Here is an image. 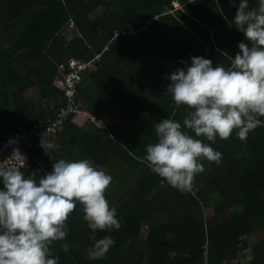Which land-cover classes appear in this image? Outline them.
Wrapping results in <instances>:
<instances>
[{"label": "trees", "instance_id": "trees-1", "mask_svg": "<svg viewBox=\"0 0 264 264\" xmlns=\"http://www.w3.org/2000/svg\"><path fill=\"white\" fill-rule=\"evenodd\" d=\"M234 13L233 0H0V144L57 120L66 105L56 88L61 62L101 54L84 73L78 100L105 127L71 117L52 137L60 158L87 157L111 171L104 195L120 227L95 231L115 243L89 260L93 233L77 203L65 221L68 250L61 241L50 246L58 264H264V126L246 141L233 131L208 142L222 153L220 163L204 160L190 191L162 186L143 159L156 139L153 125L186 115L166 92L168 74L195 55L228 66L239 51L245 38L230 25ZM35 88L41 100L26 97ZM41 139L31 150L40 162L22 170L26 176L51 171L56 159Z\"/></svg>", "mask_w": 264, "mask_h": 264}, {"label": "clouds", "instance_id": "clouds-1", "mask_svg": "<svg viewBox=\"0 0 264 264\" xmlns=\"http://www.w3.org/2000/svg\"><path fill=\"white\" fill-rule=\"evenodd\" d=\"M233 3L230 25L245 40L238 42L230 64L214 65L210 58L195 55L168 74L166 92L176 106H186V115L182 123L167 117L156 122V139L145 145L143 157L162 186L190 191L204 160L220 163L222 153L208 142L227 139L233 131L246 141L250 131L264 126V0L254 7L249 0ZM111 179L87 157L56 159L51 171L38 177L0 166V264H58L50 246L61 241L68 250L65 221L77 203L93 233L87 258L104 257L115 241L111 235L96 238L95 231L120 227L116 209L104 195Z\"/></svg>", "mask_w": 264, "mask_h": 264}, {"label": "built area", "instance_id": "built-area-1", "mask_svg": "<svg viewBox=\"0 0 264 264\" xmlns=\"http://www.w3.org/2000/svg\"><path fill=\"white\" fill-rule=\"evenodd\" d=\"M117 36L118 34H115L114 39H117ZM100 56L101 54H98L89 61L73 56L59 64L61 75L56 80V88L63 92L66 105L56 111L57 120L47 127L41 122L7 135L0 144V166H15L22 171L32 169L40 162L39 157L31 153V150L37 147L36 141L41 138L48 140L61 128L65 120L80 113L78 90L83 73L92 68Z\"/></svg>", "mask_w": 264, "mask_h": 264}, {"label": "crops", "instance_id": "crops-1", "mask_svg": "<svg viewBox=\"0 0 264 264\" xmlns=\"http://www.w3.org/2000/svg\"><path fill=\"white\" fill-rule=\"evenodd\" d=\"M70 31H71V29H70ZM4 33V31H0V44H1V41L3 40V36H2V34ZM69 33V32H68ZM67 33V31H66V34L67 35H69ZM1 60H2V53H1V50H0V62H1ZM1 73V72H0ZM37 91H38V89H32V90H30L28 93H27V95H26V97L27 98H31V99H39L40 98V96L38 95V94H36L37 93ZM33 95H38L37 97H34ZM39 97V98H38ZM110 100H108V102H109ZM107 102V103H108ZM110 105V104H109ZM114 110V108L113 107H109V112L111 113L112 111ZM84 115H86L87 117L88 116H93L94 114H87L85 111H84ZM139 116H141V114H139ZM80 116H78L76 119H75V123L77 124V125H81V126H84V125H86V126H89L90 124H91V122H94V123H96V125L97 126H99V127H105V122H104V120L103 119H99V118H97L96 117V115H94V117H96L97 118V121H94L93 119V117H92V119H91V121H89V122H87V117L85 118V119H81V118H79ZM119 117V116H118ZM109 118V117H108ZM142 119H143V117H142ZM142 121V120H141ZM141 121H138V122H141ZM58 139H59V137H52L51 136V138H49L48 139V142H46L45 143V145H44V147L46 148V149H48V150H50L52 153H54L55 155H56V159H60V156H61V154H60V152L58 151V145L56 144L57 143V141H58ZM49 145H52V147H49ZM55 159V160H56ZM100 168H102L107 174H109L110 176H111V178H112V174H111V171L107 168V167H100Z\"/></svg>", "mask_w": 264, "mask_h": 264}, {"label": "rangeland", "instance_id": "rangeland-1", "mask_svg": "<svg viewBox=\"0 0 264 264\" xmlns=\"http://www.w3.org/2000/svg\"><path fill=\"white\" fill-rule=\"evenodd\" d=\"M71 34H73V32L71 33ZM34 97H37L38 95H33ZM39 98V97H38ZM40 100H41V98H39ZM47 103H46V101H42V105L43 106H45ZM80 108H81V113L78 115V116H80L79 118H81L82 120L83 119H85L87 116L86 115H84V111L87 113V111H88V109H87V107H86V105H85V103L84 102H82L81 101V105H80ZM94 116V115H93ZM77 118V117H76ZM255 237H257V234H254V238Z\"/></svg>", "mask_w": 264, "mask_h": 264}]
</instances>
